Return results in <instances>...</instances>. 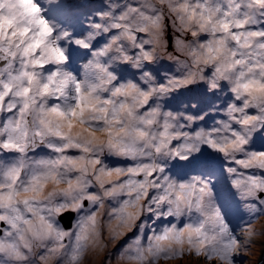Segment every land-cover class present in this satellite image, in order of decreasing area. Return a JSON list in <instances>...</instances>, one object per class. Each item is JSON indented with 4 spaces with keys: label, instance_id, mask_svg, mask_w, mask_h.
I'll use <instances>...</instances> for the list:
<instances>
[{
    "label": "clouds",
    "instance_id": "obj_1",
    "mask_svg": "<svg viewBox=\"0 0 264 264\" xmlns=\"http://www.w3.org/2000/svg\"><path fill=\"white\" fill-rule=\"evenodd\" d=\"M105 255L264 264V0H0V264Z\"/></svg>",
    "mask_w": 264,
    "mask_h": 264
},
{
    "label": "rangeland",
    "instance_id": "obj_2",
    "mask_svg": "<svg viewBox=\"0 0 264 264\" xmlns=\"http://www.w3.org/2000/svg\"><path fill=\"white\" fill-rule=\"evenodd\" d=\"M190 94L193 95V96H197L201 99V106L202 107H207L208 106V103L210 102L208 100V98H206L204 96V92H203V88L202 86L199 87V88H193V89H190ZM175 102V101H174ZM127 238H125V240H121L115 248L112 249V253L115 254V252H117L120 247L126 242ZM107 259V255H105L102 259H101V264H103V261Z\"/></svg>",
    "mask_w": 264,
    "mask_h": 264
}]
</instances>
